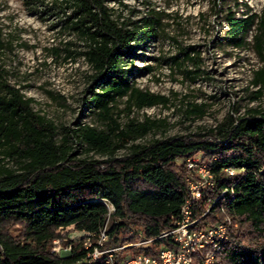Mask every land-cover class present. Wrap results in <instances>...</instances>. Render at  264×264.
<instances>
[{"label":"trees","instance_id":"trees-1","mask_svg":"<svg viewBox=\"0 0 264 264\" xmlns=\"http://www.w3.org/2000/svg\"><path fill=\"white\" fill-rule=\"evenodd\" d=\"M22 2L28 13L53 28L68 30L82 43L81 50L66 46L64 51L67 58L83 56L90 66L95 84L90 101L110 127L79 123L58 140L55 122L35 110L34 99L10 84L0 70V264H105L103 258L90 257L102 232L106 248L140 239L142 244L131 248L133 256L175 248L173 238L162 234L174 227L191 199L186 160L199 154L214 186L192 200L194 227H209L226 217L232 221L213 264H264V111L229 114L206 132L135 143L154 131L158 122L129 120L121 126L114 118V103L123 97L129 108L168 103L169 98L140 89L134 80L153 70L152 65L136 67L134 62L139 51L159 37L160 19L124 16L111 6L125 5L123 0ZM258 17L255 13L237 17L230 10L225 16L227 37L242 46L258 23L255 47L264 60V17L257 22ZM4 46L0 34V48ZM180 55L194 59L187 48L171 59ZM252 84L257 87L253 100H258L264 94V67L254 71ZM191 112L202 116L205 109L194 104ZM73 140L102 157H79ZM123 147L129 152L118 157ZM6 158L18 168L8 166ZM227 168L235 174L230 176ZM15 225L20 226L18 235L11 233ZM69 226L90 234L92 247L86 248L83 240L68 241L70 255L59 256L52 243L63 240L59 229ZM209 248L191 252L192 264H204ZM130 257L114 252L117 261Z\"/></svg>","mask_w":264,"mask_h":264},{"label":"rangeland","instance_id":"rangeland-1","mask_svg":"<svg viewBox=\"0 0 264 264\" xmlns=\"http://www.w3.org/2000/svg\"><path fill=\"white\" fill-rule=\"evenodd\" d=\"M123 2L125 5L113 2L111 6L124 16L131 15L132 20L143 16L160 19L159 37L139 51L140 57L134 62L136 67L152 65L153 70L137 74L134 80L140 89L169 98L166 105L143 109L129 108L127 97L114 103V118L121 126L129 120L158 122L154 131L135 143L206 132L229 114L236 117L247 115L251 109L264 111V94L258 100L252 97L257 90L252 84L254 71L264 67V60L255 47V35L260 32L258 23L245 36L243 45L236 46L227 37L229 27L225 20L231 10L237 17L255 13L259 16L258 22L260 17H264V0ZM0 34L5 41L4 48H0V70L10 84L34 99L32 105L35 110L55 122L58 140L68 130L77 128L79 123L105 130L110 127L109 121L102 119L99 109L90 101L95 84L85 58L78 55L66 57V46L74 52L82 49V43L68 30L53 28L49 22L28 13L22 0H0ZM69 41L72 43L68 44ZM182 48H187L194 59L186 60L180 55L172 60L171 57ZM194 104L204 106V115L191 112ZM73 146L79 157H102L88 151L85 145H76L74 140ZM128 152V147L120 148L117 156ZM6 164L18 168L10 158H6ZM110 208L112 210L111 205ZM231 226L232 221L228 232ZM59 232L65 236L64 239H55L52 243V251L59 256L71 253L72 247L65 242H85L89 237L74 226L59 229ZM11 233L18 235L20 226L12 227ZM141 244L140 239H135L118 247L116 252L133 256L132 246ZM211 250L212 247L206 257Z\"/></svg>","mask_w":264,"mask_h":264},{"label":"built area","instance_id":"built-area-1","mask_svg":"<svg viewBox=\"0 0 264 264\" xmlns=\"http://www.w3.org/2000/svg\"><path fill=\"white\" fill-rule=\"evenodd\" d=\"M203 154L187 158L186 164L190 170L187 177L191 199L183 205L180 217L175 220V225L171 230L165 231L162 236H171L175 241V248H161L156 255L140 253L120 261L115 260L114 252L117 248H106L104 242L106 235L104 232L98 239V245L94 246L90 257L93 260L103 258L105 264H192L191 252L212 247L211 252L206 257L204 264H211L215 259L216 251L220 250L221 242L228 235V228L231 219L226 217L223 221L209 227L196 229L194 226L197 220L192 217V200L201 198L210 188L214 186L213 176L210 169L201 162ZM230 176L235 174V170L227 168ZM90 236V234H87ZM86 248L92 247L90 238L84 242Z\"/></svg>","mask_w":264,"mask_h":264}]
</instances>
